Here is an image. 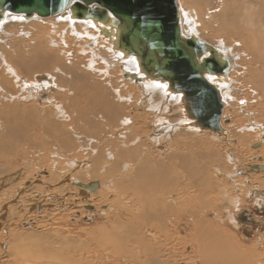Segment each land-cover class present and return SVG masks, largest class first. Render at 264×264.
Segmentation results:
<instances>
[{
    "label": "bare ground",
    "instance_id": "obj_1",
    "mask_svg": "<svg viewBox=\"0 0 264 264\" xmlns=\"http://www.w3.org/2000/svg\"><path fill=\"white\" fill-rule=\"evenodd\" d=\"M176 1L182 35L185 38L197 37L228 57L230 61V69L226 77L219 78V84L215 83L224 107L231 105L234 101L230 89L234 82L231 73L240 76L242 71H248L246 66L240 64V68H238L233 63L238 57L239 43L245 46V40L240 38H245L242 36V31L247 32L246 39H250L249 42L255 50L253 53H248L249 58L254 62V68L249 71L257 73V70H262L261 76L254 73L253 79H249L247 82L252 84L251 91L257 95L253 108L258 114L264 115V86L261 88L258 86L261 85V82L264 83V10L261 8L262 5L264 7V0H249L250 4L245 0H230L229 2L213 0V4L209 6L211 11L206 16L208 24L211 15H213L210 23L212 25L208 28L213 32H222L229 38V41L218 38L214 43L199 37L194 11L188 10L182 1ZM5 18V21L3 20L4 22L0 25V72L2 73L0 75L7 77L5 84L0 82V196L9 191L12 202L16 204L19 198L24 199L25 207H22V210L13 205L4 207L6 202L0 203V241L3 240V234L7 233L9 236L8 246L6 245L7 248L5 246L3 249V254L7 252L10 257L15 259L26 250L33 259L28 264H52L54 259L57 260L56 264L264 263V261L260 263V261L255 262L254 260L256 254H254L253 248L258 249V244H243V246L222 229L219 217L210 220L203 218V214L206 212L220 213L216 210L214 201L216 199L222 202L218 199L219 194H217V191L220 190L219 182H216L211 176L214 173H217V176L219 173L226 176L224 173L234 169L233 165L228 169L227 161L218 157L220 150L228 151L231 146L229 143L226 144V147L220 146L213 138L210 141H204L203 145H197V149H203L205 146L206 155L203 152L200 153L201 160L205 162H198L192 152L196 146H193L189 141L176 139V137L186 138L190 135L200 134L198 129L190 126V120L187 119L182 108L180 96H171L165 91V86L150 82L134 83L126 78L128 87L132 85L136 91H140L144 98H148V109L154 113L168 114L170 118L167 121L163 117H157L158 123L162 127L159 130L156 127L154 131H157L156 140L161 146L166 135L174 137L173 153L164 156L158 155L155 161H150L146 153L138 152L141 147V144H137L138 140L122 133L129 124V119L124 113V106L130 100L122 98L126 94H122L123 91L118 92L112 86L109 75L113 69H119L122 77L127 71H135L132 61H126L119 53L115 52L90 22L62 19L60 15L46 18L34 17L26 20L21 15L8 14ZM39 19H47V23L52 25L50 28L55 30L44 31L41 24L34 23ZM27 29L44 33V35L41 39H36V42L32 41L30 45L24 46L26 45L24 41L30 37V33L25 31ZM56 29L62 30L59 32V39L54 37L55 33L59 31ZM10 30L12 33L9 32ZM69 35L75 36V40L84 38L85 41V44L76 45L78 51L69 50L72 53L75 51L73 55L65 49L68 46L72 48L71 45L74 47L76 43L71 39L70 43L64 41ZM12 36L19 39V45L14 48L7 46L6 39ZM101 42L106 47L102 46ZM101 49L105 51L104 56L100 54ZM55 50H58L60 62H57L52 54ZM76 52L82 56L88 55V58H85L88 60L86 65H82L76 58ZM228 52L235 54L231 57ZM14 56L19 58L15 59ZM63 61L65 68H59ZM96 62L103 64L104 68H98ZM10 64L19 71L16 72ZM80 65L84 66L83 69L80 68ZM33 72H40L32 77L34 81L30 78L34 74ZM49 72H52L51 76ZM52 79L55 81L54 87L49 89L48 85L52 83ZM41 81H45V83L36 84ZM46 82L49 84L47 85ZM41 93L51 95V99L42 104L39 101ZM152 97L155 100H152ZM4 102L7 104H3ZM167 102H173V106L168 110ZM135 104L139 105L140 103L135 101ZM239 104L240 114L248 116L247 102L240 99ZM177 112L181 115L174 120ZM223 118L222 111L220 120L222 133L218 136L210 133L211 137L218 138L221 143L226 142V135L229 137L228 131L222 125ZM162 122H167L166 126H163ZM255 122L250 121V118H244L240 124H237L241 127H235L236 131L233 130V134L236 136L240 133V136H236L237 143L242 148L238 153L249 156L251 163L248 170L263 171L262 158L261 156L257 157L258 155L255 153L263 148L264 155V119L262 122L256 119ZM109 130L115 131L119 149L109 144L102 147L101 142L99 143ZM118 131L121 132L118 133ZM74 132L79 133L76 135ZM53 138L57 139L58 145L70 156L83 153L86 156L83 163L77 165L73 161L67 162L66 168H70L71 172L67 168L66 174L60 175L58 172L57 175H49L42 180L31 178L32 181L28 182L29 185H26L25 181H23L25 185L21 186L19 181L9 183L11 178L19 176L18 173H14L15 168L12 167L15 159L18 156H30L37 149L41 151L49 149ZM257 139L259 140L250 147L254 155L248 149L246 153L244 149L246 144ZM235 149L236 147H232V150L235 151ZM4 155L8 157L9 162L3 158ZM227 156L230 157L229 154ZM53 165H55L54 162ZM78 167H81L82 171H76L75 169ZM37 172L39 173V171ZM174 172L194 187L195 192L190 195L193 197L190 202L201 210L188 211L192 218V229L183 238H178L175 230L167 227L165 222L168 218L178 220L183 207L187 204L185 194H187L186 190L189 186L184 183V186L180 188L177 176L174 177ZM246 172L250 173L247 170ZM171 173H173V177ZM234 173L241 175L240 171ZM7 174H10L8 179L4 178ZM65 175H67L66 179L70 177V186L73 190L77 184H88L86 176H89L91 180L99 177V182H93L98 184L99 190L97 189L95 194H82V201L74 202L70 196L68 184L62 182L65 181ZM116 177H118L117 182H115ZM247 179L244 181H248ZM106 181L109 183L107 184ZM6 185H8L7 188H3ZM53 185L55 188H51ZM114 186L116 188H113ZM47 189L52 190L45 193ZM168 191L175 192L179 196V201L173 208L163 207L157 201L160 194L164 195ZM114 192L118 196L117 201ZM40 193H43L47 202L45 200L38 202L34 199ZM85 199L91 203L89 206H94L97 213H100L104 218V223L92 230H81L80 234L66 231L64 235L60 228L53 227L51 224L48 228L37 226L27 233H18L9 229L14 223L31 224L47 216L48 213L55 214L56 210L61 211L58 214H61L60 219H63L64 215L69 212V208L65 209L69 202L76 206L82 203L85 207L87 206ZM169 199H173V196H169ZM49 201H53V207L49 205L50 210L44 209ZM125 202L132 204L126 206ZM109 205H111V210ZM32 207L39 210V214ZM100 207H108V209L101 210L102 214L99 210ZM151 225H154L152 232L156 235L151 234L152 237L147 238L144 231ZM157 238L160 240L156 241ZM175 243L177 247L191 244L196 246L195 251L191 250L194 253L184 258L177 252ZM135 246L142 250V256L138 255ZM37 253H40L41 256L44 254L46 258L39 259ZM258 255L255 259L258 258Z\"/></svg>",
    "mask_w": 264,
    "mask_h": 264
},
{
    "label": "rangeland",
    "instance_id": "obj_2",
    "mask_svg": "<svg viewBox=\"0 0 264 264\" xmlns=\"http://www.w3.org/2000/svg\"><path fill=\"white\" fill-rule=\"evenodd\" d=\"M179 1H182L184 6H186L188 8V10L194 11V13L196 15V22L198 23V27L196 29H197V32L199 33L200 38H202L203 40H205L207 42H211V43H214L218 38L221 40L229 41V38L227 35L223 34L222 32H218V31L213 32L211 29L208 28V26L212 25L210 23H211V19L213 18V15H211L210 22L208 24H207L208 20H207L206 16H207V13L209 11H211V9H209V6H211L213 4V0H179ZM229 1L230 0H227V2H229ZM245 1L248 4L251 3L249 0H245ZM261 8L264 10L263 5ZM35 18H37V17H35ZM51 18H53V17H51ZM51 18H49V19H51ZM5 20H6V18H5ZM3 22H1L0 25ZM34 23L41 24L40 26L42 27V29H44V31L49 32L50 29H51L50 31L55 30V29L50 28V27H52V25L47 23V19H39V20H36ZM56 30L57 31L59 30V31L56 32L55 35L54 34L53 35L55 38L59 39L58 35H59V32H61L62 30H60V29H56ZM25 31L30 33V37H29V39L24 41L26 44L24 46L30 45L32 41L36 42L35 41L36 39H41L42 36L44 35V33L32 31V29H27ZM9 32L12 33V30H10ZM242 32H243L242 36H244L245 38H243V37H240V38L245 40L244 41L245 46H243L242 44L239 43L240 50H237L238 57L234 60L233 63L238 68H240V64L246 66L248 71L247 70L242 71L240 76L235 74V73H231V76H232L231 78H232V80H234V82L230 86V89H231L234 101L231 103V105H225V107L223 109L224 118L222 120V125L224 128H226V130L228 131V135H229V137L226 135V142L221 143L220 140H218V138L211 137V135H210L211 132H208L206 130H204V131L199 130L200 134H198L196 136L190 135L189 137H186V138L176 137V139L189 141L193 144V146H196L192 149V152H194V154L193 153L192 154L197 158L198 162H205L204 160H201L202 157L200 155L201 152H203L205 154V146H203V149H197V145H203L202 142L210 141L211 138H213V139H216L215 141L218 142L220 146L226 147L227 146L226 144H228V143L230 144L231 149L228 151L225 149L220 150L218 152V157L224 158L227 161L228 169L232 165H233L234 169L232 171L229 170L227 172L223 171V172H226V173H224V174H226V176H224L223 174H221L219 172H218L219 177L217 176V173H214V175L211 176L216 180V182H219L218 185H219L220 190L217 191V194H219L218 199L222 200V202H219L216 199H214V201H215V208H216V210L220 211V213L215 214L214 212L213 213L212 212H206L203 214V218L210 220V219H214L215 217H219L220 218L219 222H220V226L222 227V229H224L228 234L232 235L233 238L237 239L240 242V244H242V245L243 244L244 245L258 244V247H259L258 249H256V247H255V249L253 248V251H255L254 254H256V256L259 254L258 258L255 259L256 256L254 257V260H255V262L260 261V263H261V261L262 262L264 261V170L263 171H259V169L258 170L257 169L248 170V166L251 163L249 161L250 160L249 156L246 154H243V155L240 154L239 155V153H238V151H240L242 148L238 145L236 136H240V133H238L236 136H234V134H233V130L236 131L235 130L236 128L241 127V125L239 126L237 124H240V122L244 118H250V121L252 120L253 122H255L256 119H259L262 122V120L264 119V115L258 114L255 111V109L253 108L254 107L253 104L256 102L255 96H257V95L253 91H251L252 84L250 82H247L249 79L250 80L253 79V74L255 73L253 71H249L250 69L254 68V62L252 59L249 58L248 53L249 52L253 53V51H255V50L253 49V47L251 46V43L249 42L250 39H246L248 37V34H246L247 32H244V31H242ZM69 36H68V38L64 39V41H66L67 43H70L69 40L71 39L73 42H76V43H75L74 47L71 45V47L73 49L69 48V46L66 47L65 49H66V51H68V53L73 55L75 53V51H78V48H76V45L78 46L81 44H85V41L83 40L84 38L80 39V40L76 38V40H75L74 39L75 36H73V35H71L70 37ZM6 40L8 43L7 46H12L14 48V47H17L19 45V42H18L19 39L16 38L15 36L9 37ZM101 44H102V46L106 47V45L103 44L102 42H101ZM67 48H69V49H67ZM69 50H75V51H74V53H72ZM101 50L102 51H100V54H101V56L102 55L104 56L105 51L103 49H101ZM57 51L56 50L53 51L52 54H54V56L56 58L55 60L57 62H60V59H59L60 57L58 56ZM77 53L78 52H76V54H75V56H77L76 58L80 60L82 65H86L85 63L88 60L85 58H88V55L85 54L82 56V55H80V53H78V54ZM228 54L231 57H233V55L235 53L228 52ZM14 58L18 59L19 57L14 56ZM96 63H97L98 68H101V69L104 68L103 64L101 65V63H98V62H96ZM232 64H231V67H232ZM10 65L12 67H14L16 72L19 71L15 66H13L12 64H10ZM61 67L65 68L64 61L62 63V66H60L59 68H61ZM83 67L84 66L81 67V65H80L81 69H83ZM256 72L257 73H255V74H258L261 76L262 70H257ZM33 73L34 74H32V76L30 78L39 74L40 72H33ZM44 73H46V72H44ZM49 73L51 76L52 72H49ZM0 74H2V73L0 72ZM109 75L111 78L110 80L112 82V86H114L118 92L123 91L122 94H126L122 98H126V99L130 100V102H128V104L126 106H124V109H125L124 113L127 116V118L129 119V124L126 126V128H124L125 131L122 132V133H124L123 135L129 136L131 138H136L138 140L137 144H141V147L138 149V152H140L141 154L146 153V155L149 156L150 161H155L156 156H158V155L164 156V155H167L169 153H173L174 137H168V135H166L162 141V146H161V144L159 142H157V140H156V132L157 131L156 132L154 131V129L156 127H157V130H159L162 127L158 123L157 117H163V118L167 119V121H168V120H170L168 114L154 113L153 111L148 109L147 108V105H148L147 99L148 98H144L143 95L140 93V91L139 90L136 91V89H134L132 85L131 86L129 85V87H128L127 86L128 84L126 83V82H128V80L120 75L119 69L118 70L117 69L111 70ZM32 80L34 81L33 78H32ZM0 82H2L4 84L7 82L6 75H3V76L0 75ZM11 82H12V80H11ZM11 82L9 83L10 86H11ZM41 83H45V81H41L38 83L36 82L37 85H39ZM54 83H55V81L53 79H52V83H50V84L47 83V85L49 84L48 85L49 89L50 88L52 89L54 87ZM258 86H259V88H261L262 86H264V83L261 82V85H258ZM12 90H13V88L11 86V91ZM251 93H252V95H251ZM25 95L28 96V94H25ZM40 98L41 99H39V101L42 104H44L45 101H48L51 99V95H46L45 93H41ZM156 99H157V97H156ZM240 99H243L247 102L246 111L248 112V116H243L242 114H240V110H239ZM152 100H155V98L152 97ZM135 101L137 103H140V104L136 105ZM3 104H7V103L4 102ZM166 105H167V110H168L173 106V102H167ZM231 106H234V107L231 108ZM238 113L240 116L238 115ZM180 115L181 114L179 112H177L176 116L174 117V120L177 117H179ZM163 123L164 122H162L161 124H163ZM166 123H164L163 126H166ZM176 129H179V128H176ZM120 132L121 131H118V133H120ZM74 133L77 135L79 132H74ZM183 133H186V132H183ZM171 134H172V132H171ZM230 135H233L234 137H232V136L230 137ZM258 140L259 139H257L256 141L254 140V141L248 142L246 144V146L244 148L246 153H247V149H248V151L252 155H254V153H252V150L250 147L252 144L256 143ZM71 141H72V143H74L72 138H71ZM99 143L101 144L102 147H105L109 144L111 146H116V148L119 149L118 139L115 135L114 130H109L108 133L106 134V136L103 139H101L99 141ZM232 147H236L235 151L232 150ZM162 148H163V152H162ZM227 154H229L230 157H228ZM255 154L258 155L257 157L261 156L262 162L264 163L263 148L261 150H258ZM3 158L6 160V162H9V159L7 156L4 155ZM84 158H86V156H84L83 153L74 154V155L70 156L69 154H67L65 152V150L62 147H60L58 145L57 139L53 138L52 143H50V145H49V149H46L44 151L37 149L33 154H30V156H27V157L18 156L15 159V161L12 164V167L15 168L14 173H18L19 176L14 177L13 179L11 178L9 183L10 182L11 183H17L19 181L21 183L20 186L25 185V184L29 185L28 182L32 181L31 178H39L42 180V179H46L47 176H49V175H57L58 172H60V175L66 174L65 171L68 168V167L66 168L67 162L73 161L75 164L80 165L81 163H83ZM53 162L55 163V165H53ZM229 163L230 164L234 163V164L230 165ZM68 169H69V172L72 171L70 168H68ZM75 170L76 171H79V170L82 171L81 167H78ZM246 170L250 173H247ZM37 171H39V173ZM233 171L236 173L240 171L241 175L239 176V175H237L238 173L235 174ZM9 175L10 174L5 175L4 178L8 179ZM175 175L178 178L180 188H182L184 186V183L186 186H189V188L186 190L187 194H185L187 204L183 207L182 212H181V216L178 218V220L168 218L166 221L165 220L164 221L166 222L167 227L175 230V232L177 233L176 236L178 238H183V237H186L192 229V218H191V215L188 213V211H190V210L201 211V210L194 203L190 202L191 199L193 198L190 195H192L195 192L194 187L190 183H188L187 181H184L183 177H179L176 172H174V177H175ZM171 176L173 177V173H171ZM66 177H67V175H65V181H62V182H63V184L64 183L68 184V187L70 189L69 193L71 194L70 196H72V199L74 200V202L82 201V199H81L82 194H85V195L86 194H95L99 190V188H98V190L96 189L95 191H90L88 193H84V192L80 191L76 185L74 188L75 190H73V189H71V186H70V181H71L70 177L68 179H66ZM86 177L88 178L87 183L100 181L99 177H97L98 179L94 178L96 181L94 179H92V180L89 179V176H86ZM250 177H255L258 179L252 180V178H250ZM246 178H248L247 179L248 181H244ZM115 180H116L115 182H117L118 177H116ZM23 181H25L26 183L23 184ZM36 182H38V181H36ZM106 183L108 184L109 182L106 181ZM7 186L8 185H6L3 188H7ZM56 186H58V185H56ZM22 187H24V186H22ZM51 188H55V186L53 185ZM113 188H116V187L114 186ZM48 190L51 191L52 189H47L45 191V193H47ZM116 193H117V190H116ZM116 193L114 192V195H116V201H117L118 196ZM9 194H10L9 191L4 192L3 195L0 196V203L3 204L6 202L4 204V207L5 206L8 207L9 205H13V206H15V207L17 206L23 210L22 207H25V202L23 201L24 199L19 198L18 202L16 204H14L12 202V198L9 196ZM52 195H54V194H52ZM169 196H173V199H169ZM34 199L37 200L38 202H40L41 200L43 202H44V200H45V202H47L46 201L47 199L43 195V193L38 194V197H34ZM121 199H123V198H121ZM170 200H173V201H170ZM157 201L160 202L163 207L169 206V207L173 208L177 204V202L179 201V196L175 192L168 191L164 195L160 194ZM43 202H41V203L43 204ZM85 202H86L88 207L87 206L84 207V205L82 203L79 204V206H76L75 204L73 205L71 202H69L68 207H65L66 210H68V208H69V212L67 213V215H64L65 217L63 219H60L61 214H58L61 211L56 210L55 211L56 213L54 212L55 214L48 213L47 216L42 217L41 219L36 220L35 222H33L31 224H28L25 222L14 223L9 227V229H11L15 232H18V233H27V232H30L33 228H35L37 226H44V227L48 228L49 224H51L53 227L60 228L65 235L66 231H70L72 234H80L79 232L81 230H92L94 228H97V226L98 227L101 226L104 223L103 216L100 213L99 214L97 213L94 206L90 207L89 205H91V203L88 202L86 199H85ZM11 203H13V204H11ZM124 204L127 206L128 204H132V203L131 202H125ZM49 205L51 207H53V201H49L47 206L46 207L44 206V209L50 210L48 208ZM31 206H34V204H31ZM80 206H82V207H80ZM89 207H90V209H89ZM32 208H33V210H37L34 207H32ZM106 208L108 209V207H105V208L100 207L99 210L104 211V210H107ZM109 208L111 210V205H109ZM78 210H82V211L79 212ZM39 212L40 211L37 210L36 213L39 214ZM243 212H247L248 214H251L252 217L259 222V226L241 223L240 220L238 219V217ZM101 213H102V211H101ZM22 214H24L23 211H22ZM153 227H154V225H151L149 228L145 229L144 235L147 238L152 237L151 234H155L152 232ZM244 228L249 229L251 233H248V235H245L242 231ZM3 236H4L3 240L0 241V264H28V262H31L33 260L32 257L26 252V250L20 254L21 256H17V257H19V258L16 257L17 259L10 257L7 252L6 253L4 252V254H3L2 253L3 249H5V246L6 245L8 246V243H9L8 234L7 233L3 234ZM159 240L160 239H158V238L156 239V241H159ZM7 246H6V248H7ZM174 246H176L177 252L180 253L184 258L193 254L194 252H191V250L195 251V247H196V246H192L191 244H187L184 247H177L176 243L174 244ZM135 250H138V255L142 256V250L141 249L139 250V247L135 246ZM37 256H39V259H41V260H44V258H46L44 254L41 256L40 253H37ZM17 260H19V261H17ZM56 262H57V260H55V259L52 260V264H56ZM189 264H197V263L192 262ZM262 264H264V263H262Z\"/></svg>",
    "mask_w": 264,
    "mask_h": 264
},
{
    "label": "water",
    "instance_id": "obj_3",
    "mask_svg": "<svg viewBox=\"0 0 264 264\" xmlns=\"http://www.w3.org/2000/svg\"><path fill=\"white\" fill-rule=\"evenodd\" d=\"M8 14L90 22L115 52L133 62L135 71L124 78L165 86L168 94L180 96L191 127L222 133L224 103L215 83L226 77L230 61L197 37L182 35L176 0H0V23ZM77 187L88 193L98 184Z\"/></svg>",
    "mask_w": 264,
    "mask_h": 264
},
{
    "label": "flooded vegetation",
    "instance_id": "obj_4",
    "mask_svg": "<svg viewBox=\"0 0 264 264\" xmlns=\"http://www.w3.org/2000/svg\"><path fill=\"white\" fill-rule=\"evenodd\" d=\"M254 221V222H257L256 224H252L250 223V221ZM240 222L241 223H245V224H251V225H258L259 226V222L257 220H255L251 214H248L247 212H243L241 215H240ZM243 233L245 235H248V233H251L249 229L247 228H244L243 230Z\"/></svg>",
    "mask_w": 264,
    "mask_h": 264
}]
</instances>
